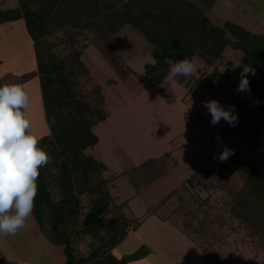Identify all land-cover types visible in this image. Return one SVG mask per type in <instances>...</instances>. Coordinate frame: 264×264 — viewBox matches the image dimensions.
Returning <instances> with one entry per match:
<instances>
[{"label": "trees", "instance_id": "trees-1", "mask_svg": "<svg viewBox=\"0 0 264 264\" xmlns=\"http://www.w3.org/2000/svg\"><path fill=\"white\" fill-rule=\"evenodd\" d=\"M17 3L13 8H0V24H25L33 43L49 128V134L40 137L38 144L50 160L39 170L31 216L44 237L63 248L65 264H131L144 260L153 252L147 246L122 258L112 254L143 222L125 217L127 202L117 204L112 196L109 185L120 175L106 176L107 166L86 153L99 142L95 128L110 116L105 87L97 79L103 73L87 57V50L94 47L118 79L132 90L144 82L151 87L161 86L168 77L169 62L185 57L193 61L198 57L207 68H215L197 81L217 96L226 95V90L211 88L221 76L216 65L231 47L242 52L243 66L260 73L258 79L248 75L250 91L259 92L264 81V33L246 30L230 20L217 25L209 18L212 0ZM122 34L131 47V41L149 47L147 54L153 62L145 64L143 73L125 66L124 58L116 54L111 40ZM3 80L0 79V85L6 83ZM117 84L114 79L107 81L110 88ZM249 113L250 108L235 107V127L223 119L208 127L228 138L245 130L239 120ZM224 147H218V154ZM227 161L232 168L226 162L211 161L167 194L159 206L174 196L179 204L164 221L192 240L213 264H222L217 249H222L232 234L260 256V264H264V167L245 165L240 152L235 150ZM178 164L171 153H165L127 170L126 174L134 188L140 190L166 176ZM159 206L151 210V215ZM0 264H10L1 250Z\"/></svg>", "mask_w": 264, "mask_h": 264}, {"label": "rangeland", "instance_id": "rangeland-1", "mask_svg": "<svg viewBox=\"0 0 264 264\" xmlns=\"http://www.w3.org/2000/svg\"><path fill=\"white\" fill-rule=\"evenodd\" d=\"M212 2L209 16L212 14V19L215 17V20L223 18L225 21L230 13H239L247 4L254 5L261 13L264 12V0ZM17 5V0H0L1 9ZM119 37L111 40L116 54L124 58L125 66L143 73L145 64L153 62L151 55L147 54L149 47L133 41L130 42L131 47L124 41L123 34ZM86 54L103 73L97 79L105 87L106 103L110 112L109 118L94 130L99 138L98 144L88 148L86 153L107 166L106 176L120 175L109 185L112 196L117 204L127 202L123 212L125 217L143 222L112 254L122 258L147 246L152 249V254L131 264H213V260H207L192 240L171 223L164 221L178 206L177 196L170 198L162 206L159 204L195 171L211 161L219 160L218 147L226 146L239 151L240 159L245 165L258 164L264 167V81L262 91H237L240 73L244 67L241 64L242 52L228 47L224 58L216 65L221 76L211 86L212 89L226 90V95L214 96L206 91L202 81H197L203 74L207 76L215 68H207L198 57L193 59L197 71L189 78H167L158 87H151L144 82L138 89L132 90L118 79L94 47H89ZM228 62L231 64L227 65ZM36 70L33 44L24 22L0 24V79L8 84L24 86L29 96L27 117L42 137L49 134V128L45 120L40 80ZM254 73L251 77L258 79L260 73L257 70ZM109 79L117 80V86L107 87ZM131 79L133 83H137L134 78ZM89 84L92 86V83ZM213 99L218 100L226 110L231 106L238 107L239 110L250 108L249 115L239 120L245 130L228 138H222L216 131H212L208 127L211 115L204 102ZM165 153H171L178 161V166L154 183L140 190L135 189L126 171ZM224 162L233 167L229 161ZM203 195L206 196L205 193ZM157 206L159 207L155 214L151 215V210ZM8 236L4 235L5 239ZM3 239V234H0V241ZM23 239L20 235L14 240L19 245ZM28 248L18 246L23 256L19 259L20 264H43L36 257L39 251L34 247ZM217 252L223 258L222 264L261 262V257L256 256L250 247L242 245L235 234L229 235L225 246L217 249Z\"/></svg>", "mask_w": 264, "mask_h": 264}, {"label": "clouds", "instance_id": "clouds-1", "mask_svg": "<svg viewBox=\"0 0 264 264\" xmlns=\"http://www.w3.org/2000/svg\"><path fill=\"white\" fill-rule=\"evenodd\" d=\"M196 71L195 63L185 57L169 62L167 78L183 76L187 79ZM249 74L254 75V69L244 66L237 91H250ZM28 106L29 96L23 85H0V234L3 235H15L32 215L39 170L50 160L49 154L38 146L39 130L32 127L27 117ZM204 106L213 126L221 119L232 127L237 125L235 106L226 110L215 99L205 101ZM233 154L234 150L225 146L219 160L224 162Z\"/></svg>", "mask_w": 264, "mask_h": 264}, {"label": "crops", "instance_id": "crops-1", "mask_svg": "<svg viewBox=\"0 0 264 264\" xmlns=\"http://www.w3.org/2000/svg\"><path fill=\"white\" fill-rule=\"evenodd\" d=\"M243 8L244 9L239 13H230L227 20L234 21L249 31L261 34L264 33V12L261 13L259 9H255L254 5L252 6L251 4H247L246 6H243ZM212 16L213 15L210 14L209 18L214 23L217 25L223 24V18H217L215 20V17L212 19ZM18 233L15 235H9L7 239H5L3 235L4 239L0 241V250L10 264L21 263L19 259L23 256L18 249L19 245L25 249H29L28 247L36 248L39 251L36 257L43 264H65L63 248L61 246L53 245L44 237L32 216L27 218L25 226L20 229ZM20 235L24 239L22 240V243H19L18 245L14 239L16 236L19 237Z\"/></svg>", "mask_w": 264, "mask_h": 264}]
</instances>
